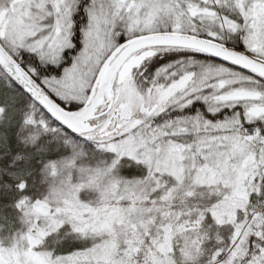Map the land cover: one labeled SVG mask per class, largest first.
<instances>
[{
	"label": "snow or ice",
	"instance_id": "obj_1",
	"mask_svg": "<svg viewBox=\"0 0 264 264\" xmlns=\"http://www.w3.org/2000/svg\"><path fill=\"white\" fill-rule=\"evenodd\" d=\"M0 264H264V0H0Z\"/></svg>",
	"mask_w": 264,
	"mask_h": 264
}]
</instances>
